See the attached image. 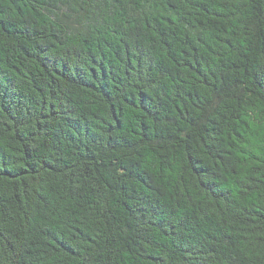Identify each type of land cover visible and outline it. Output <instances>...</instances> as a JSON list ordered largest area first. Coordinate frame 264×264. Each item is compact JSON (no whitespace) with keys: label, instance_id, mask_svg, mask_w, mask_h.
I'll return each mask as SVG.
<instances>
[{"label":"trees","instance_id":"trees-1","mask_svg":"<svg viewBox=\"0 0 264 264\" xmlns=\"http://www.w3.org/2000/svg\"><path fill=\"white\" fill-rule=\"evenodd\" d=\"M0 264H264V0H0Z\"/></svg>","mask_w":264,"mask_h":264}]
</instances>
